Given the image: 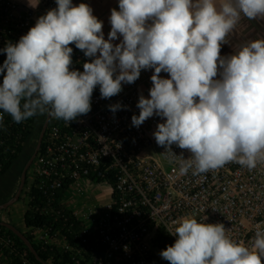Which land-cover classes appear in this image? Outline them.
Segmentation results:
<instances>
[{"label": "clouds", "instance_id": "1", "mask_svg": "<svg viewBox=\"0 0 264 264\" xmlns=\"http://www.w3.org/2000/svg\"><path fill=\"white\" fill-rule=\"evenodd\" d=\"M55 2L2 50L0 121L2 113L16 123L47 113L69 123L90 112L97 86L108 99L122 91V82L131 84L151 68L150 98L139 97L132 124L139 127L154 114L164 118L153 136L179 158L181 175L229 162L252 170L264 161V39L220 54L242 15L264 17V0H223L219 8L215 0H118L107 40L88 4ZM118 34L122 40L114 45ZM71 44L93 58L82 72L70 70ZM109 107L115 112L121 105ZM173 144L190 157L174 154ZM176 225L174 243L160 253L169 264H262L264 229L246 247L229 238L222 223L181 217Z\"/></svg>", "mask_w": 264, "mask_h": 264}, {"label": "built area", "instance_id": "2", "mask_svg": "<svg viewBox=\"0 0 264 264\" xmlns=\"http://www.w3.org/2000/svg\"><path fill=\"white\" fill-rule=\"evenodd\" d=\"M56 6L55 0L33 7L0 0V59H6L2 50L8 43L18 42ZM69 46L70 70L82 72L83 63L93 58ZM147 81L139 75L131 84L122 82V91L108 99L97 86L86 115L69 123L50 119L33 158L35 207L53 217L30 226L28 233L36 243L68 253L74 264H169L160 253L174 243L170 232L181 217L222 223L226 235L246 247L252 246L255 231L264 229V161L252 170L229 162L181 175L179 158L164 152L153 136L164 118L154 114L139 127L132 124L139 97L150 98ZM118 103L121 107L111 111L109 106ZM4 122L3 116L0 129ZM151 146L161 152L165 167L145 153ZM171 151L185 159L191 155L175 144ZM99 187L104 193L96 198L90 191Z\"/></svg>", "mask_w": 264, "mask_h": 264}, {"label": "trees", "instance_id": "3", "mask_svg": "<svg viewBox=\"0 0 264 264\" xmlns=\"http://www.w3.org/2000/svg\"><path fill=\"white\" fill-rule=\"evenodd\" d=\"M3 62L4 59H0V65ZM2 115L5 117V127L0 129V175L4 174L20 156L23 145L30 136L31 127L35 119V116H33L20 123H16L9 114L2 113ZM4 201H6V198L0 199V204ZM37 202H39L38 193L32 187V184H30L26 203L27 207L22 216L23 223L28 228L30 226L45 225L52 221L53 216L51 214H45L36 209L35 205ZM24 233L32 242L39 259L29 251L21 238L6 226L0 224V255L4 257L8 264H74L69 259L68 253L49 245L36 243L27 231H24ZM7 238L10 241L6 244L5 240Z\"/></svg>", "mask_w": 264, "mask_h": 264}, {"label": "crops", "instance_id": "4", "mask_svg": "<svg viewBox=\"0 0 264 264\" xmlns=\"http://www.w3.org/2000/svg\"><path fill=\"white\" fill-rule=\"evenodd\" d=\"M23 7H33V6H39L41 4V0H15ZM217 8H219L220 4L223 2V0H215ZM73 5H78L79 3H86L88 4L92 10L93 15L97 17L98 20L102 21V32L104 35V39H108V33L111 30V25L109 23V17H110V10L115 8L118 9V0H72ZM257 39H264V17H257L256 19H248L246 17L241 16V19L236 24L235 28L229 33V35L226 37V42L221 46V56H228L231 54H234L235 51H237L242 45H245L251 41L257 40ZM122 40V37L119 36L118 38L111 41L114 45L120 43ZM99 53H97V56ZM154 72V69H142L140 72V75L145 76L148 78L147 84L152 87L151 79ZM161 78H169L168 74L161 71L159 74ZM36 118V116H35ZM37 119L34 120V122ZM95 194H94V193ZM93 192L90 191V194H93L96 198H99L100 192L97 190V188L93 189ZM5 217H1V220L8 221L9 223H12L14 226H17L14 222L15 220L12 217V213H5ZM23 216V213L21 214ZM14 221V222H13ZM22 224L23 227L25 226L23 223L22 218ZM18 229L21 231H27L28 227L20 228L17 226Z\"/></svg>", "mask_w": 264, "mask_h": 264}, {"label": "rangeland", "instance_id": "5", "mask_svg": "<svg viewBox=\"0 0 264 264\" xmlns=\"http://www.w3.org/2000/svg\"><path fill=\"white\" fill-rule=\"evenodd\" d=\"M3 76L0 75V82H2ZM35 122L33 121V129L30 133L29 138L25 141L23 145V150L20 154V156L11 164L9 169L2 175H0V199L4 198H11L14 192L16 191L19 180H20V173L21 168H23L25 162L29 158V156L33 153V150L35 148V144L37 142V131H38V125L39 121L41 120V115L37 114ZM147 155L153 157L156 161H158L163 167L166 166V161L161 154V152L158 150L157 147L151 146L146 149L145 152ZM31 164L28 167L27 170V178L25 179V183L22 187V191L18 197V199L13 202L8 208L7 211L0 210V219L1 217H5V213H12V217L15 220V224L19 226L21 229L24 228L22 224V216L21 214L25 211L28 200V189L31 183V175L30 170ZM97 190L100 193H104V191L99 187ZM99 202V201H98ZM0 264H8V262L4 259L2 255H0Z\"/></svg>", "mask_w": 264, "mask_h": 264}, {"label": "water", "instance_id": "6", "mask_svg": "<svg viewBox=\"0 0 264 264\" xmlns=\"http://www.w3.org/2000/svg\"><path fill=\"white\" fill-rule=\"evenodd\" d=\"M48 120V119H47ZM47 120L44 122L43 127L40 130V133L38 135L37 138V142L35 145V148L33 150V153L30 155V157L28 158V160L26 161V163L24 164L21 173H20V180H19V186L18 189L16 190L14 196L10 199H8L7 201L3 202L0 204V208H6L8 205H10L12 202H14L15 200L18 199L21 189L25 183V178H26V172L28 167L30 166L38 147L40 146L43 134H44V130H45V126L47 123ZM0 224L6 226L8 229H10L15 235H17L19 238L22 239V241L24 242V244L27 246V248L29 249V251L31 253H33L35 255V257L37 259H39V256L35 250V248L32 245V242L27 238V236L25 235V233L23 231H21L20 229H18L16 226H14L12 223H9L8 221H4L0 219Z\"/></svg>", "mask_w": 264, "mask_h": 264}, {"label": "flooded vegetation", "instance_id": "7", "mask_svg": "<svg viewBox=\"0 0 264 264\" xmlns=\"http://www.w3.org/2000/svg\"><path fill=\"white\" fill-rule=\"evenodd\" d=\"M52 117L51 116H49L47 113H45V114H43V115H41V120L38 122L39 123V125H38V131H37V138H38V135H39V133H40V130H41V128L43 127V124H44V122L47 120V123H46V126H45V130H44V133H45V131H46V129H47V125H48V123H49V121H50V119H51ZM35 120V119H34ZM44 135V134H43ZM36 145V144H35ZM30 157V156H29ZM28 160V159H27ZM33 162V161H32ZM32 162H31V164H32ZM26 163V162H25ZM28 170V169H27ZM26 179V178H25ZM19 186V185H18ZM17 189H18V187H17ZM16 189V190H17ZM21 191H22V189H21ZM16 192V191H15ZM15 192H14V194H15ZM21 193V192H20ZM14 194L12 195V197L14 196ZM11 197V198H12ZM8 199H10V198H6V201L8 200ZM16 201V200H15ZM14 201V202H15ZM5 202V201H4ZM13 203V202H12ZM11 203V204H12ZM10 204V205H11ZM10 205H8L6 208H0V210H5V211H7V208L10 206ZM8 213V212H7Z\"/></svg>", "mask_w": 264, "mask_h": 264}, {"label": "bare ground", "instance_id": "8", "mask_svg": "<svg viewBox=\"0 0 264 264\" xmlns=\"http://www.w3.org/2000/svg\"><path fill=\"white\" fill-rule=\"evenodd\" d=\"M33 161V160H32Z\"/></svg>", "mask_w": 264, "mask_h": 264}]
</instances>
